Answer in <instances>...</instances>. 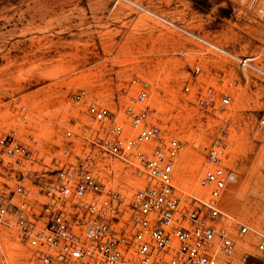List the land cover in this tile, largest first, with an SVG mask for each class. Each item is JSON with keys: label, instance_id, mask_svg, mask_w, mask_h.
Here are the masks:
<instances>
[{"label": "rangeland", "instance_id": "obj_1", "mask_svg": "<svg viewBox=\"0 0 264 264\" xmlns=\"http://www.w3.org/2000/svg\"><path fill=\"white\" fill-rule=\"evenodd\" d=\"M263 7L264 0H0V136L15 130L39 169L78 163L98 153L87 102L122 109L137 91L132 81H145L156 119L181 143L176 187L184 196L200 194L207 147L226 130V164L236 180L220 201L230 216L225 222L264 233V127L258 125L264 79L244 75L236 63L163 21L254 56L264 69ZM207 87L230 95L223 113L198 103ZM80 88L88 100L76 104L71 94ZM91 165L127 195L145 183L120 161L94 157ZM17 183L16 172L0 166V194L11 195ZM33 263V250L18 232L0 224V264Z\"/></svg>", "mask_w": 264, "mask_h": 264}, {"label": "built area", "instance_id": "obj_2", "mask_svg": "<svg viewBox=\"0 0 264 264\" xmlns=\"http://www.w3.org/2000/svg\"><path fill=\"white\" fill-rule=\"evenodd\" d=\"M260 18L264 22V7ZM163 21L233 61L244 75L251 72L264 79L254 56L236 54ZM192 71L198 74L201 68L195 65ZM132 83L137 91L119 110L87 102L83 88L72 92L76 104L87 102L86 112L97 123L92 144L98 153L78 163L39 169L33 149L15 130L0 136V166L15 171L18 180L11 195L0 194V224L14 228L33 250V264H264V233L245 223L234 230L220 205L236 180L226 164L230 134L222 130L207 147L200 194L184 196L175 184L181 143L166 135L156 119L148 84ZM184 89L189 91L190 85ZM198 103L223 113L231 97L207 87ZM258 125L264 127V111ZM65 135L72 137L73 131ZM94 157L131 166L143 176L144 185L129 195L122 193L93 168ZM105 166L111 173L112 164Z\"/></svg>", "mask_w": 264, "mask_h": 264}, {"label": "bare ground", "instance_id": "obj_3", "mask_svg": "<svg viewBox=\"0 0 264 264\" xmlns=\"http://www.w3.org/2000/svg\"><path fill=\"white\" fill-rule=\"evenodd\" d=\"M200 188V187H199ZM201 190V189H200Z\"/></svg>", "mask_w": 264, "mask_h": 264}]
</instances>
